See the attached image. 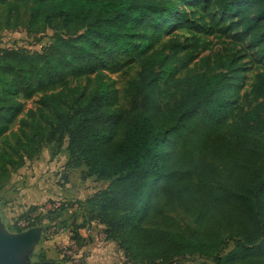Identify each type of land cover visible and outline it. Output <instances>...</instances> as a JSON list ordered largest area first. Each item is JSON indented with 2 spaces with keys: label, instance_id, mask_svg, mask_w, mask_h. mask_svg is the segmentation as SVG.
I'll return each mask as SVG.
<instances>
[{
  "label": "trees",
  "instance_id": "16d2710c",
  "mask_svg": "<svg viewBox=\"0 0 264 264\" xmlns=\"http://www.w3.org/2000/svg\"><path fill=\"white\" fill-rule=\"evenodd\" d=\"M189 1L0 0V30L26 23L28 32H39L43 22L56 33L40 51L0 48V138L23 113L24 100L41 94L19 120L23 137L1 156L0 191L9 167L24 166L44 143L56 152L66 146L68 167L84 165L88 176L109 181L74 204L81 213L70 230L75 243L94 242L80 231L96 222L105 240L145 264L196 255L208 259L204 264H264V74L250 90L257 103L246 110L231 101L243 77L235 55L219 54L222 68L206 59L207 70L180 74L192 61L181 54L182 43H154L170 29L172 14L188 19L177 2ZM215 4L220 20L238 30L235 37L248 39L264 59V0ZM124 55L142 68L124 90L127 106L107 80V72L124 68ZM83 78L92 86L71 83ZM191 198L199 199L203 231L145 225L161 200L190 209ZM74 205L63 202L48 213ZM229 240L235 244L226 251Z\"/></svg>",
  "mask_w": 264,
  "mask_h": 264
},
{
  "label": "rangeland",
  "instance_id": "374dc122",
  "mask_svg": "<svg viewBox=\"0 0 264 264\" xmlns=\"http://www.w3.org/2000/svg\"><path fill=\"white\" fill-rule=\"evenodd\" d=\"M177 5L182 14L188 15V19L176 20L175 15L172 14L169 19L170 29L161 36V41L154 43V48L160 49V42L162 43L169 39L180 41L184 48L181 54L189 53L192 56V61L188 66L179 72L182 75L207 70L208 65H206V59L209 60L210 67L217 68L221 66L222 68L224 62L223 60L217 61V56L219 54L223 56L227 54L235 55L243 77L240 80L238 94L232 97L231 101L235 102L238 108L244 110L250 109L257 103L250 94V90L256 82L257 76L264 74V59L258 55L256 48L250 44L248 39L240 41L235 37L238 30L230 31L228 29L231 20L227 22L220 20L222 15L216 7L215 0H191L189 2H177ZM23 13L24 10H22V17L24 16ZM1 17L2 15H0ZM191 24H194L198 28L192 27ZM204 25L205 27L203 28ZM39 30V32H28L26 23L21 24L18 28H2L0 30V48H22L23 50L40 51L42 47L51 43L56 33L43 22L40 23ZM131 58L133 57L124 55L123 62H126V65L120 72H107V80L112 83L119 103L125 106H127V100L125 99L124 90L128 83L135 79L142 69L140 64ZM71 83L80 85V87L92 86L93 84L88 78H83L79 82L73 80ZM40 95L36 94L33 98L24 100L23 113L9 126L6 134L0 138V159L4 151L11 152L18 138L23 137V131L27 129L20 125L19 120L22 116H25L28 108L35 109L37 107V101ZM22 128L25 129L23 130ZM123 136V128H118L116 139H120ZM56 149V145L44 143L39 155L45 160L48 155L50 157V153H62L66 151L65 147L61 148L59 152H56ZM56 159L60 161V165L47 178L50 180V189L52 194H54V198L47 199L39 204L23 200L20 195L21 188L10 180L16 177L18 170L9 167L8 183H10V186L0 195L1 230L6 228L10 232H15L16 226H19L18 221L20 220V216L32 206L38 207L54 202H67L68 204L74 205L77 201H83L92 192L95 193L109 184V181L96 178L86 180L84 171L82 174L80 169L63 168L66 163L65 155H60ZM35 162L37 160H28L26 164L27 168L32 169V164ZM0 176H4L3 170L1 169ZM81 177L84 182H82ZM157 204V209L150 213L145 222L146 226L185 233L191 230H204L205 225H202L199 220L200 203L198 198L189 199L190 209H186L176 203H165L163 200ZM75 209L74 205V207H70L68 210L60 213L53 211L51 214L47 213L41 216L42 219L37 225H42L43 229L45 228L42 238L39 243H35L32 246L25 247L23 250L16 252V264H63L68 261H73L72 254L70 253L76 251V248L72 246L74 243L62 245L58 241L60 240L58 237L60 238L65 233L69 234L71 227L81 222V213ZM102 228L103 226L94 222L89 227V231L82 229L80 232L82 234L91 232L95 236V239L103 240L104 234L101 232ZM234 244L232 240H229L226 251L232 249ZM116 248L118 250L114 251L115 261L111 264H145L135 261L131 257H125L118 245ZM62 254L64 256L60 258L59 256ZM79 260L80 264H83V259L80 258ZM206 262H208L207 258L196 255L195 257L179 258L173 264H204ZM72 263L78 264L77 262Z\"/></svg>",
  "mask_w": 264,
  "mask_h": 264
},
{
  "label": "crops",
  "instance_id": "0c3cea01",
  "mask_svg": "<svg viewBox=\"0 0 264 264\" xmlns=\"http://www.w3.org/2000/svg\"><path fill=\"white\" fill-rule=\"evenodd\" d=\"M64 147L66 150V146H63V148ZM50 149H51V147H50ZM49 153H50V151H49ZM60 155H65V157H66V163H65V166L63 168H69V169H73V170L80 169L81 173L84 171V175L86 176V180H88L90 178L98 179L96 176H88L86 174L87 168L84 165L81 167H77V168L68 167L66 165L67 161H68L67 150L65 152H62V153H60V152L56 153V154L50 153V157L48 155V157L45 160H43L44 158H41L40 155H37L36 157H34L35 160H34V158L30 159L33 161L37 160V162L32 164V167H33L32 169L27 168V166H26V164L28 163V160H27L25 165L18 169V171H17L18 173L16 174V177H14L13 179H10V180H12V182L16 183L18 185V187L21 188L20 195L24 201L39 204V203H41L47 199L54 198V194H52V191L50 189L51 188L50 180H48L47 178L50 177L52 175L51 172L54 169H57L56 167L58 165H60V161L58 159H56V157H58ZM29 163H31V162H29ZM81 179H82V177H81ZM100 180H102V179H100ZM82 182H84L83 179H82ZM9 186H10V183L5 185L1 189L0 195H2V193L4 191H6L7 187H9ZM7 192L9 193V191H7ZM95 193L92 192V194L88 195L87 198L92 196ZM99 225H101V224H99ZM101 226H103V225H101ZM1 231H3L6 234H11V235H17V234H23V233L31 232L34 235L32 244H35V243H39L40 239L43 236L45 228L43 229L42 225H35L32 227H28V228L23 229L22 232H17V231L10 232L6 228H3V230H1ZM87 231H89V230L87 229ZM101 232H102V234H104L103 228H102ZM82 235L84 237H87L89 235V233L88 234L85 233ZM91 235L94 237V242L89 243V244H80V243L77 244V243H75L70 238L71 231L69 232V234L65 233L64 235L60 236V238L58 237V239H60L58 241L60 243H62V245H65L66 243L67 244L68 243H74V244H72V246L76 248V251H72V253H70V254H72L73 261H68V262L63 263V264H73L72 262H75V263L77 262L78 264H80V260H79L80 258L83 259V264H111L115 261L114 260L115 259V256H114L115 252L114 251L118 250L116 248L117 247L116 242L107 241V240H105V237L103 240H99L98 238L95 239V236L92 233H91ZM32 244H31V246H32ZM63 256L64 255L62 254L59 257L63 258Z\"/></svg>",
  "mask_w": 264,
  "mask_h": 264
},
{
  "label": "water",
  "instance_id": "95a60500",
  "mask_svg": "<svg viewBox=\"0 0 264 264\" xmlns=\"http://www.w3.org/2000/svg\"><path fill=\"white\" fill-rule=\"evenodd\" d=\"M33 238L31 232L11 235L0 230V264H16L15 253L31 246Z\"/></svg>",
  "mask_w": 264,
  "mask_h": 264
},
{
  "label": "built area",
  "instance_id": "2783aa9c",
  "mask_svg": "<svg viewBox=\"0 0 264 264\" xmlns=\"http://www.w3.org/2000/svg\"><path fill=\"white\" fill-rule=\"evenodd\" d=\"M61 204H62L61 202H54V203L48 204V205H43V206H38V207L35 206L36 207L35 210H33L31 212H29L30 210H27V212H29L27 214V217L20 219L18 221V224L22 228H27L32 222L35 221V219L38 216H43V215H46L51 210L59 209ZM75 207H77V204L75 205Z\"/></svg>",
  "mask_w": 264,
  "mask_h": 264
}]
</instances>
